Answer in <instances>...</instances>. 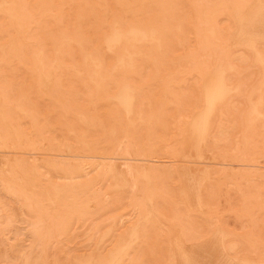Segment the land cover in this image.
<instances>
[{
	"label": "rangeland",
	"instance_id": "1",
	"mask_svg": "<svg viewBox=\"0 0 264 264\" xmlns=\"http://www.w3.org/2000/svg\"><path fill=\"white\" fill-rule=\"evenodd\" d=\"M0 133V264H264V0H0Z\"/></svg>",
	"mask_w": 264,
	"mask_h": 264
},
{
	"label": "bare ground",
	"instance_id": "2",
	"mask_svg": "<svg viewBox=\"0 0 264 264\" xmlns=\"http://www.w3.org/2000/svg\"><path fill=\"white\" fill-rule=\"evenodd\" d=\"M219 86H220V84H219ZM220 89H221V90H220ZM220 89H219V90L216 89V90H218V91H222V88H220ZM223 92H224V90L222 91V93H223ZM212 93H213V92H212ZM217 93L220 94L219 92H217ZM222 93H221V94H222ZM214 94H215V93H214ZM218 94H217V98H218ZM214 97H215V96H214ZM212 98H213V97H212ZM214 99H216V97H215ZM125 100H126V102H127V99H126V98H125ZM125 100H124V101H125ZM128 100H129V99H128ZM122 101H123V100H122ZM122 101H121V102H122ZM122 103H123V102H122ZM127 103H128V102H127ZM129 103H130V102H129ZM127 106H128V105H127ZM0 134H1V133H0ZM114 167H115V166H114ZM116 168H117V167H115V169H116ZM116 170H117V169H116ZM117 174H118V172H117ZM120 175H121V174H120ZM122 180H123V178H122ZM123 181H124V180H123Z\"/></svg>",
	"mask_w": 264,
	"mask_h": 264
}]
</instances>
